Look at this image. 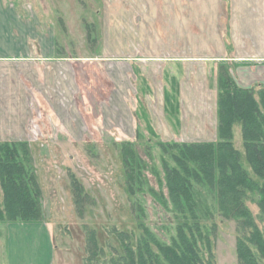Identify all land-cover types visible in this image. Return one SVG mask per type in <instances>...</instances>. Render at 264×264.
<instances>
[{"label":"rangeland","instance_id":"obj_1","mask_svg":"<svg viewBox=\"0 0 264 264\" xmlns=\"http://www.w3.org/2000/svg\"><path fill=\"white\" fill-rule=\"evenodd\" d=\"M5 1L10 9L12 4L20 9L21 41L10 39L4 47L21 48L27 53L25 41L32 40L28 51L45 53L53 60L67 59V63L72 62L67 68L78 71L75 77L69 69L67 85L61 79L60 86H53L55 78L61 77L52 74L54 71L44 73L42 68L36 76L42 82H37L40 94L36 101L42 103L33 104L21 87L11 92V103H0V140L20 136L10 140L27 143L44 213V221L35 226L51 231L52 264H111L125 256L124 245L136 246L142 236L141 224L148 225L158 239H167L174 225L170 206L163 208L147 190L129 193L121 144L132 143L147 167L160 171L159 161L166 158L160 143L215 141L217 133L211 125L200 126V134H193V123L213 121L211 97L219 65L228 66L219 61L164 66L165 61L150 59L130 66L123 59L136 54L152 59L160 54L175 57L188 48L194 57L239 54L241 50L235 46L239 43L238 31L232 20L235 12L227 9L224 0ZM172 5L177 10L170 12ZM163 9L178 20L173 26ZM247 48L244 52L255 55L264 44L248 43ZM58 64L52 62L46 68L58 69ZM20 67L0 66V76L6 83V75L18 74L23 84L29 77V67ZM129 67L134 71L127 77L123 72ZM19 76L13 75L16 81ZM45 78L55 89L48 92L50 99L45 97L48 103L43 95ZM124 92L128 95L126 103H122ZM166 99L170 108L164 105ZM29 108L32 112L28 113ZM238 129L234 128L232 143L243 155ZM243 166L251 178L258 180L244 159ZM146 176L150 188L159 193L156 175L150 170ZM73 179L82 189L79 199L83 206L79 210L74 203ZM246 205L257 219V206L251 200ZM215 221L216 264H237L235 224L219 217ZM256 224L264 229V222ZM3 226L0 224V247L5 234H1V228L7 227ZM91 234L94 244L89 240ZM118 234L127 235L128 240L121 241Z\"/></svg>","mask_w":264,"mask_h":264},{"label":"trees","instance_id":"obj_2","mask_svg":"<svg viewBox=\"0 0 264 264\" xmlns=\"http://www.w3.org/2000/svg\"><path fill=\"white\" fill-rule=\"evenodd\" d=\"M223 65H219L216 82L215 141L160 143L166 155L159 161L160 171L149 169L132 143L121 144L129 193L147 190L163 208L169 205L174 225L168 238L160 240L148 225L141 224L136 246L124 245L125 256L111 264H216V217L236 226L237 264L264 261V229L256 224L264 222V87L258 91L237 87ZM170 104L166 99L169 108ZM238 127L243 155L232 143ZM243 159L258 180L244 169ZM30 163L26 142H0V222L4 225L44 221L41 190ZM150 170L158 178L159 193L149 186L146 174ZM71 185L79 210L82 189L75 179ZM249 200L259 210L257 219L246 205ZM142 216L145 219L144 210ZM92 236L89 240L94 244ZM118 236L128 240L127 235Z\"/></svg>","mask_w":264,"mask_h":264},{"label":"crops","instance_id":"obj_3","mask_svg":"<svg viewBox=\"0 0 264 264\" xmlns=\"http://www.w3.org/2000/svg\"><path fill=\"white\" fill-rule=\"evenodd\" d=\"M224 1L227 9L235 12L234 15H232V20L234 22V30L236 29L238 31V33H236V37H238L240 45L238 43L235 46L237 47V49L241 50L239 51V54H235L234 56L229 57L225 56L224 54L220 56L216 55L213 58L207 57L206 55L194 57L192 56V50L188 48L182 53L183 55H178L175 57H164V55L160 54L161 56L152 59L136 54L124 58L123 61L130 66H132L133 63L136 64L137 62L148 61L149 59L156 60L157 62L161 63L165 61L166 65L164 66H175L176 63L181 64V62L186 61H199L205 63H208V61H219L218 63L224 62L227 64L229 75L237 87L248 90L253 89L255 91L260 90L264 87V48L261 49L259 53H254L255 55L247 54L244 51L248 49V43L251 45L264 44V0ZM176 3L180 6L178 2ZM11 6L12 9L9 8L10 6L8 7V2H6L5 0H0V66H12L17 70H20V64H23V66L29 67L27 74V76L29 77L27 78L26 82L24 78L23 84H20V76L18 74L6 75L8 77V82L6 83L4 82V77L0 76V103H11V92L15 91V89H19V87L24 90V96H28L32 99L33 104L42 103L41 101H36L37 96L40 94V92H37L36 89L37 82L42 84L41 80L36 79V76L40 74L42 68H44V73H48V71H54V73L52 74L59 75L61 77L58 79L55 78V84L53 86H60L62 84L61 79L67 85L69 69L73 72L75 77L76 74H78V71L69 67L67 68L68 64L72 63H67V59L53 60V58H51L50 56H46L47 54L45 53L39 51L32 52L31 49L28 51V42L34 43L32 40L25 41L27 42V53L22 52L21 48H12L10 50L7 48V46L4 47L3 43H5V41L8 42L10 39L18 42L21 41V34L19 29L20 24H18L20 19L18 11L20 9L16 6V4H12ZM170 9V12L177 10L175 9V5L170 6ZM162 12H165L166 16L170 17V24L172 26L176 21H178L176 18L169 15V13L164 9L162 10ZM155 24L157 35L159 34V21L156 20ZM223 45L224 48H227V46H225V42L223 43ZM52 62L59 63L58 65H60V68L52 70L51 68H46L48 65L51 66ZM129 69L130 70L126 72L124 71L123 75L129 77L131 75V71H134L131 67H129ZM163 72L164 70L162 71V73ZM120 73L121 72H118L117 76H119ZM113 74L114 73L112 72V75ZM13 75L19 76L17 81L14 79ZM22 75H25V73H23ZM53 86H51L50 79L45 78L43 85V95L45 103H48L46 98L50 99V96H48V92H50L51 90H55ZM214 91L215 92L212 93V97L210 96L212 100L210 114L211 116H214V119L212 122L203 120L202 124H200V121H195L193 123V134H200L197 131L198 127L202 126L203 128H208L210 125L213 127L215 134L217 133V86L216 90ZM205 93L208 92L205 90ZM118 94L121 95V92H118ZM124 94L126 96L122 100V103H126L125 98H128L127 93L124 92ZM164 105H166V103H164ZM205 106L202 105L201 107L205 108ZM29 111L32 112L30 108L28 109V113ZM15 138L20 139L21 137H2V139L5 140H0V142H13L15 140L10 139ZM1 225L3 226L4 224ZM35 225L38 224L12 223L8 225L6 224L5 226L7 227L5 229L1 228V234L3 232H5V234L4 244L0 247V264L2 262L3 264H52L54 249L51 231L49 227L44 228V230H37ZM43 226L45 227L46 225ZM37 232L39 233L38 235Z\"/></svg>","mask_w":264,"mask_h":264}]
</instances>
